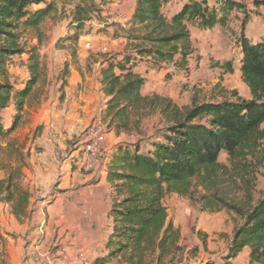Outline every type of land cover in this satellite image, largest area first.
<instances>
[{
    "label": "trees",
    "instance_id": "obj_1",
    "mask_svg": "<svg viewBox=\"0 0 264 264\" xmlns=\"http://www.w3.org/2000/svg\"><path fill=\"white\" fill-rule=\"evenodd\" d=\"M58 1L0 0V140L20 126L26 102L45 66L37 50L31 49L30 76L22 88H16L8 76L7 61L11 56L26 53L20 46L22 32L38 29L58 11ZM248 1L136 0L126 26L110 24L119 28L127 43L133 45L132 51L103 60L99 69L98 81L107 99L101 116L116 134L129 132L140 124V117L147 110L163 103L159 97L143 94L146 79L135 71L137 64L147 61L153 67H162L163 63H173L176 71L187 70L193 50L192 27L228 29L233 20L240 19L242 30L235 42L240 49L241 77L251 99H242L234 91L233 98L195 103L184 110L166 101L161 109L165 125L148 141L151 148L141 144L114 148L104 162L103 175L111 184L115 200L111 207L112 232L104 243V253L93 264H106L117 258L141 264L145 252L153 245L164 251L172 231L163 204L167 193L185 195L193 180L211 184L220 180L214 179L220 175L228 176L231 171L228 167L242 172L246 178L251 175L253 165L258 167L264 162L258 153L264 141V31L247 34V25L253 20L247 9ZM252 3L257 8L264 7V0ZM103 4L97 0H80L75 4L72 24L76 39L86 22L92 20L93 12ZM227 64L226 71L233 72L232 64ZM11 105L15 113L12 121L5 123L3 112ZM222 153L227 155L229 166L220 162ZM15 178L10 173L0 179V202L9 204L22 222L30 217L31 193ZM239 213L243 223L234 232L226 259H234L249 248L250 262L264 264V196L249 211ZM5 234L0 225V264H9Z\"/></svg>",
    "mask_w": 264,
    "mask_h": 264
},
{
    "label": "rangeland",
    "instance_id": "obj_2",
    "mask_svg": "<svg viewBox=\"0 0 264 264\" xmlns=\"http://www.w3.org/2000/svg\"><path fill=\"white\" fill-rule=\"evenodd\" d=\"M79 1L59 0L58 11L53 12L38 29L22 32L20 46L26 53L11 56L7 61L8 76L16 88H22L30 76L28 52L31 49L37 50L45 65L41 79L26 102L20 126L9 137L0 140V179L11 173L30 191V219L35 217L33 212L42 201L56 193L85 190L91 181L99 182L98 193L105 195L104 205L110 209L115 200L103 176L107 154L117 146L141 144L151 148L148 141L155 138L165 125L161 109L166 101L184 110L195 103L232 97L234 91L242 99H251L250 90L238 70L239 50L235 40L242 30L240 19L233 20L225 30L191 28L193 50L188 57V69L173 72L170 77L165 74L150 80L144 86L143 94L159 97L162 105L147 110L140 117V124L134 125L129 132L116 134L101 116L105 96L98 75L103 60L133 50V45L127 43L119 28L110 25L126 26V22L125 25L123 23L131 11L132 0H97L104 4L93 12L92 20L86 22L76 39L72 11ZM247 9L253 20L247 25L246 32L262 33L264 7L257 8L249 0ZM115 32L119 33L117 37L113 36ZM227 61L232 64L231 73L225 72ZM14 113L13 105L3 112L5 123L12 121ZM136 119L134 117L133 120L137 122ZM97 122L102 123L105 138L100 144L94 168L87 169L81 163L80 151L89 141L88 130ZM258 153L264 158V141ZM219 160L230 165L225 153ZM228 168L231 170L228 176L220 175L214 178L220 180L211 184L198 182V185L193 180L187 194L172 192L165 195L163 204L168 213V223L172 224L170 238L164 251L156 244L147 249L141 264H168L171 261L177 264L207 261L214 264H253L249 248L229 261L226 255L236 228L243 223L239 211H249L264 196V162L258 167L253 165L251 175L246 178L242 172ZM64 180L67 181L66 188H58ZM5 209H11V206L0 202V219L6 217ZM109 228L110 225H106L104 229L91 232L67 229L58 242L59 229L52 228L43 261L58 264L72 250L69 258H73L74 264H93L104 253L103 243ZM83 237H88L90 243L79 246L77 242ZM81 255H84V260ZM106 264L130 262L127 258H117Z\"/></svg>",
    "mask_w": 264,
    "mask_h": 264
},
{
    "label": "crops",
    "instance_id": "obj_3",
    "mask_svg": "<svg viewBox=\"0 0 264 264\" xmlns=\"http://www.w3.org/2000/svg\"><path fill=\"white\" fill-rule=\"evenodd\" d=\"M135 1L136 0H132L131 11L124 19V23L122 22L123 25H125V22H127V20L133 14ZM216 28L225 30L217 26L212 30L203 31H213ZM238 50V70L240 71L241 56L240 49ZM143 62L144 61H141L137 64V66L135 67V71L140 73L146 79L145 85L149 84L150 80H154L158 77H163L165 74L173 75V72L176 73L175 67L172 64L164 65L161 68H156L148 64V62L145 63L146 65ZM227 62L226 67L228 68ZM150 67H153L154 69ZM226 70L225 72L227 73ZM106 102L107 99L105 97V103L103 107H105ZM113 152L114 150L111 149L107 156H110ZM98 184L99 182L91 181V183L88 185V188H86L85 190L74 191L70 194L56 193L53 195V197H49L46 201L41 202V205L38 206L37 210L33 212V214L35 215L33 219H30V217H28L22 222L15 217L11 209H5L6 217H2L0 219V225L3 232L8 233L5 234L7 238L5 251L10 264H46V262L43 260L41 262L35 261V256H37L38 254H47L45 253L47 251L46 246L49 242L51 236L50 232L52 228L56 230L59 229L56 242L60 240V237L63 236L62 233L67 229H76L79 232H91L99 231L101 229H104L106 225H110L111 228H109V230L107 231L109 235L112 232L113 226L111 208H106V205H104L103 200L105 198V195L98 193ZM108 184L111 187V184ZM66 186L67 181L64 180L63 182H60L58 188L64 189L66 188ZM43 236L45 238L42 241L41 239ZM65 240L66 239H63V241ZM78 242L77 244L79 246L86 245L87 243H90V239L88 237H83ZM70 252H68L67 256L63 260H60L58 264H74V262H72L73 258H69V253L72 254L73 251L71 250ZM80 263L82 262L80 261Z\"/></svg>",
    "mask_w": 264,
    "mask_h": 264
},
{
    "label": "built area",
    "instance_id": "obj_4",
    "mask_svg": "<svg viewBox=\"0 0 264 264\" xmlns=\"http://www.w3.org/2000/svg\"><path fill=\"white\" fill-rule=\"evenodd\" d=\"M88 139L85 145L82 146L80 151V160L82 165L87 169H93L96 163V157L100 152V144L104 141V132L101 122L94 123L88 130ZM84 258V255H81ZM44 255L38 254L35 256V261L41 262Z\"/></svg>",
    "mask_w": 264,
    "mask_h": 264
}]
</instances>
